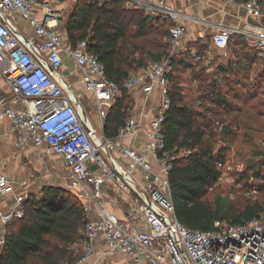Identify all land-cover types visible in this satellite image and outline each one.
<instances>
[{
    "label": "built area",
    "instance_id": "built-area-1",
    "mask_svg": "<svg viewBox=\"0 0 264 264\" xmlns=\"http://www.w3.org/2000/svg\"><path fill=\"white\" fill-rule=\"evenodd\" d=\"M61 1L0 0V74L7 86L0 95V120L10 122L18 147L45 145L62 157L71 171L72 190L87 215L94 211L96 218L88 217L79 245L83 252L75 264H105L115 255L136 264H264V215L241 225L216 221L209 231L190 229L176 217L170 174L174 162L192 151L167 150L169 75L173 60L187 54L196 65L201 60L212 63L211 52L203 49L205 37L198 46L183 44L188 22L206 23L176 8L173 0H127L128 8L170 23V50L160 62L133 71L123 84L128 91L141 89L145 96L158 91L153 117L146 121L130 116L115 137H108L105 121L122 95L121 87L107 77L87 40L75 48L65 41L58 30L64 23ZM228 1L246 11L245 20L242 25L219 26L210 36L213 48L227 60L231 43L241 38L264 61V26L248 23L249 17L255 22L264 18V0ZM64 54L83 73L102 130L91 123L83 101L66 80ZM16 188L7 176H0V195L15 196L12 210L1 215L6 224L25 216L27 198ZM256 193L250 189L247 195Z\"/></svg>",
    "mask_w": 264,
    "mask_h": 264
},
{
    "label": "trees",
    "instance_id": "trees-1",
    "mask_svg": "<svg viewBox=\"0 0 264 264\" xmlns=\"http://www.w3.org/2000/svg\"><path fill=\"white\" fill-rule=\"evenodd\" d=\"M126 3L127 0L96 3L83 0L70 12L64 26L68 44L75 48L80 41L87 40L88 50L105 66L107 77L121 87L122 95L105 121L108 137H115L117 129L130 117L131 93L123 88L124 82L133 71L160 62L170 50V23L148 16L141 9L128 8ZM157 23L166 27L167 52L150 55L149 63L131 60L126 47L129 40L151 34ZM244 41L239 39L235 46L246 44ZM179 59L173 60V72L169 75L172 103L164 130L167 150L186 148L192 153L178 158L170 174L176 217L188 228L200 231L212 230L216 221L241 225L261 217L264 202L249 198L242 207L236 208L225 197L215 196L212 201L206 198L221 177L219 164L225 162L224 149L216 150L211 137L215 127L212 128L209 114L213 110L200 109L205 106L206 94L198 100L201 104L197 101L198 108L183 101L175 77L182 68ZM216 96L213 102L224 106V99ZM256 178L261 183L255 190L264 192V174L258 173ZM23 206L25 216L12 220L7 227L0 264H75L81 254L76 253L79 247H73L83 241L82 232L89 220L82 200L65 188L44 187L40 197L29 195Z\"/></svg>",
    "mask_w": 264,
    "mask_h": 264
},
{
    "label": "rangeland",
    "instance_id": "rangeland-1",
    "mask_svg": "<svg viewBox=\"0 0 264 264\" xmlns=\"http://www.w3.org/2000/svg\"><path fill=\"white\" fill-rule=\"evenodd\" d=\"M79 2L83 0L62 1L64 23L58 27L60 32H66L65 21ZM239 39L241 38H237L235 43ZM205 41L203 49L213 52L212 63L207 64L201 60L191 72H179L175 76L179 87L177 89L185 103L197 108V101L206 94L205 106L200 109L213 110L209 114L212 128L215 127L211 137L216 150L224 149L225 162L220 168L221 177L209 190L206 198L212 201L215 196H222L229 199L236 208H240L250 198L247 192L251 188L256 189L261 183L256 174H264V61L256 52L251 51L247 43L235 46L233 42L230 46V58L223 60L213 48L210 37ZM126 47L131 60L149 63L150 55L168 50L166 27L157 23L151 34L130 39ZM219 65L226 70H220ZM83 94L85 102L89 97L85 92ZM216 95L224 99V106H217L213 102ZM131 100L129 116L136 115L141 105V99L137 95L131 94ZM225 125L230 126V134L220 132V127ZM69 191L78 196L75 190ZM250 199L264 202V192H257ZM78 247L80 248H73ZM82 252L79 249V253H76L80 255ZM122 258L124 257L115 255L111 263L105 264H126Z\"/></svg>",
    "mask_w": 264,
    "mask_h": 264
},
{
    "label": "crops",
    "instance_id": "crops-1",
    "mask_svg": "<svg viewBox=\"0 0 264 264\" xmlns=\"http://www.w3.org/2000/svg\"><path fill=\"white\" fill-rule=\"evenodd\" d=\"M62 1L58 5L61 10L63 9ZM173 2L176 8L206 23L201 24L196 21H191L186 24L187 33L183 41L185 47L198 46L202 42V36L207 39L219 26L242 25L245 20L246 11L239 5L231 3L228 0H173ZM24 26L26 32L30 34L31 30L27 24H24ZM63 35L65 41L68 43L67 33L64 32ZM235 42L236 39L233 43ZM247 45L251 51L255 52L251 44ZM211 53L213 52L211 51ZM179 60L182 61V68L179 72H191V70H194V65L196 64L193 63V57L191 55L187 54ZM63 73L78 98L83 101L82 97L84 92L89 97L85 102L83 101L86 114L91 123L99 130H102V123L97 115L93 96L88 94L84 89L82 82L83 73L74 60L66 54H64ZM6 90V81L0 74V95L5 94ZM130 93L133 96L137 95L141 99L140 109H138L136 115L131 116L143 117L146 121L151 119L160 101L158 91H154L149 96H145L141 89L135 88ZM2 175L7 176L17 187V194H22L26 198L29 195L40 197L44 187H62L68 190L71 189L72 191L71 185L73 181L71 171L66 166L63 158L54 154L45 145L41 147L31 145L18 147L15 143V135L12 133L11 124L8 120H0V176ZM14 205V195H0V255L4 248L7 227L11 223H4L1 220V215L11 211ZM88 217L91 219L96 218L94 211L89 213ZM112 258H109L110 263L112 262ZM122 259L126 264H136L126 257Z\"/></svg>",
    "mask_w": 264,
    "mask_h": 264
},
{
    "label": "water",
    "instance_id": "water-1",
    "mask_svg": "<svg viewBox=\"0 0 264 264\" xmlns=\"http://www.w3.org/2000/svg\"><path fill=\"white\" fill-rule=\"evenodd\" d=\"M248 23H250V24H252V25H255V26H257V27L264 26V18L261 20V22H255L254 19H253L252 17H249V18H248ZM219 69H220V70H223V71L226 70L222 65H219ZM222 131H223V133H225V134H230L229 126H227V125L223 126Z\"/></svg>",
    "mask_w": 264,
    "mask_h": 264
}]
</instances>
